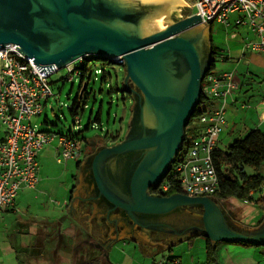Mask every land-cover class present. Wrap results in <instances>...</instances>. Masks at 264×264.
Segmentation results:
<instances>
[{
  "label": "water",
  "instance_id": "water-1",
  "mask_svg": "<svg viewBox=\"0 0 264 264\" xmlns=\"http://www.w3.org/2000/svg\"><path fill=\"white\" fill-rule=\"evenodd\" d=\"M181 0H0V46L17 45L38 71L62 69L89 56L124 64L122 90L135 89L130 129L122 140L101 144L88 157L97 191L120 215L138 225L157 230L163 225L138 221L137 214L161 215L184 206L203 208L201 223H192V236L217 242H245L264 246V222L254 230L232 226L213 196L152 193L170 170L182 148L185 127L201 96V81L210 66V45L199 14L175 17L173 6ZM164 28L157 29L152 20ZM95 58V59H96ZM40 64V65H39ZM54 64V65H53ZM86 87L83 84L80 93ZM136 122V123H135ZM135 123V124H133ZM133 124V125H132ZM132 126V128H131ZM135 129V130H134ZM140 151L124 174L123 185L113 180L120 172L111 162L110 172L102 167L108 157ZM181 225V224H179ZM203 227V228H201Z\"/></svg>",
  "mask_w": 264,
  "mask_h": 264
},
{
  "label": "crops",
  "instance_id": "crops-1",
  "mask_svg": "<svg viewBox=\"0 0 264 264\" xmlns=\"http://www.w3.org/2000/svg\"><path fill=\"white\" fill-rule=\"evenodd\" d=\"M181 1L185 4H180L177 8L183 11V14L179 15L180 18L193 14L192 0L191 3L188 0ZM210 28L211 23L202 22L193 27L203 29L207 46L210 45ZM227 30H230L227 44L224 42L217 45L222 56L219 57V66L215 67L214 71H234L238 85L227 98L226 126L220 133L217 142L219 147L224 139L230 143L253 128H258L264 133V52L243 50L245 34L233 25L228 26ZM213 102L211 108L215 105V100ZM55 154L52 146L47 145L40 151L39 157H54ZM40 174L39 163V177ZM72 178L75 179L71 186L73 188L69 189V194L62 201H57V215L51 217L38 219L21 217L18 214L22 209L29 208L32 201L38 198L41 187L45 185L44 179L39 178L34 189L18 191L14 206L0 213V264H54L49 259L56 258L57 250L69 252L75 248L83 250V258L79 257L77 264H100L103 259L107 260L108 252L110 253L119 241L122 246L127 245V242L134 245L132 257L127 252L129 249L121 251L127 252L125 255L129 258L125 264H132L135 255L136 259L137 255H141L144 260L151 259L152 264H168L173 260H176L175 264H207L205 238L196 236L199 238L194 239L191 222L181 225L168 224L158 228L157 232H163L159 236L163 240H166L168 235L175 236L172 246L166 247L164 242L155 239L154 232L143 233L136 228L138 224L134 220L129 221L130 218L120 215L103 197L95 193L92 183L79 184L78 173ZM255 206L259 208V217L254 225L244 223L242 218H236L228 211L232 226L250 230L262 225L264 208ZM72 240H75L74 245L69 244ZM90 240L96 244L91 245ZM101 242L108 244L105 253L100 256ZM50 244L54 247L48 248ZM214 245L217 248L218 264H264V246L234 242H217ZM48 255L50 257H47ZM88 256L98 259L91 263L85 260ZM157 256H160L159 259H156Z\"/></svg>",
  "mask_w": 264,
  "mask_h": 264
},
{
  "label": "built area",
  "instance_id": "built-area-1",
  "mask_svg": "<svg viewBox=\"0 0 264 264\" xmlns=\"http://www.w3.org/2000/svg\"><path fill=\"white\" fill-rule=\"evenodd\" d=\"M192 7L202 23L216 21L245 32L243 50L264 52V0H192ZM16 46L12 43L0 46V126L3 128L0 138V213L14 206L19 190L37 186L40 178L38 155L45 146L56 141L53 149L58 163L83 157L81 144L71 135L78 126L70 128L69 132L54 133L41 130L33 121L55 95L51 75L60 69L53 64L54 69L46 73L38 71L36 63L15 49ZM74 62L63 67L66 73L56 82H73L78 75ZM237 85L238 79L232 70L205 73L201 92L215 100V105L199 117V136L186 146L183 157L174 167L181 193L212 196L217 190L218 175L212 152L226 126L227 98ZM72 122L79 124V117L74 116ZM158 188V193H163L169 188V181L160 183ZM175 263L173 260L168 264Z\"/></svg>",
  "mask_w": 264,
  "mask_h": 264
},
{
  "label": "rangeland",
  "instance_id": "rangeland-1",
  "mask_svg": "<svg viewBox=\"0 0 264 264\" xmlns=\"http://www.w3.org/2000/svg\"><path fill=\"white\" fill-rule=\"evenodd\" d=\"M191 3V0H188ZM179 5L173 6L170 9V13L175 14V17L180 18L179 15H182L183 11H179L177 8ZM160 21H169L168 19L159 18L157 20H152L157 29L164 28V25L159 24ZM210 26V25H209ZM211 40L215 45H220L225 42L227 44V39L229 36V31L227 26L222 25L216 21L211 23L210 28ZM245 34V32H243ZM94 65L91 69V77L88 80L85 99L78 98V86L79 81L77 78L73 82L66 81L61 85V81H57L52 84L53 93L55 94L49 100L48 105L44 108L38 116L33 118V121L39 124L41 130H51L54 132L65 133L70 128L78 126L82 130V135L86 138L92 137H101L106 132L110 133L116 130H119L120 137H124L129 129L127 126L131 120L132 108L133 105L128 99L122 100L120 98V93L115 89L109 91V85L117 82L119 88L122 89V79L124 77L125 71L124 66H117L115 69H109L111 73V78H106L105 81H101V69L104 68L101 65L99 60H92ZM78 61H75L76 64ZM219 66V62H216V67ZM66 69L62 68L56 73L51 75L53 81L57 80L59 77L64 76ZM116 76V78H115ZM60 87V90H59ZM77 100L82 107V112L79 114V124L77 122H72L74 117L70 113V107L73 102ZM99 112V121H95V116ZM193 124L197 125V121ZM87 126V128H85ZM3 134V128L0 126V136ZM56 141H53L50 146H55ZM116 143V142H114ZM112 142H107V144H114ZM101 145V144H98ZM221 148H226L228 142H225V139L220 142ZM88 155L85 158H88ZM83 157V161H85ZM38 160H40V169L41 174L40 178L45 180L44 187H41L40 194L38 193V198L35 201H32L29 208L22 209L20 214L21 217H30V218H40V217H51L57 215V201H62L64 197L69 194V189L74 184L75 179L72 176L78 173V183L79 184H89V169L87 165L84 164V167L81 171L77 172L76 163L73 160H67L66 162L58 163L56 162V157H44L41 159L38 155ZM250 172V169L248 170ZM261 172L264 173V165L261 168ZM78 184V185H79ZM77 185V183H76ZM90 187V186H88ZM258 196V193L255 194ZM222 204L221 210L225 211V214L229 212L232 216L235 215L236 218H242V221L248 225H254L258 220L259 208L253 203H246L240 199L229 198L224 202H218ZM186 208V207H185ZM177 217H179V224H185L189 221V218L184 217V209L179 208ZM229 211V212H228ZM230 216V215H229ZM254 230V228H252ZM76 238V237H74ZM199 237H194L198 239ZM69 244H75V240L69 241ZM121 241L115 244V247L108 252L107 260H102L100 264H125L126 261H129V258L126 257L125 253H129V256L132 257L131 251L134 246L131 242H127V245L122 246ZM72 245V246H73ZM90 246V245H89ZM48 248H53L54 245L50 244ZM129 251L121 252L122 250ZM50 250V249H49ZM90 251V250H88ZM56 258L52 257L49 259L50 262L54 264H77V259L83 258V250L73 249L69 252H64L63 250H57ZM91 255V251L89 252ZM47 257H50L48 255ZM160 256H157L156 259H159ZM88 262H92L90 256L87 259ZM60 261V262H59ZM152 264L151 259L144 258L141 255H136L133 259L132 264ZM88 264V263H87ZM130 264V263H127Z\"/></svg>",
  "mask_w": 264,
  "mask_h": 264
},
{
  "label": "trees",
  "instance_id": "trees-1",
  "mask_svg": "<svg viewBox=\"0 0 264 264\" xmlns=\"http://www.w3.org/2000/svg\"><path fill=\"white\" fill-rule=\"evenodd\" d=\"M235 27V26H234ZM211 33H209L210 41V66L206 73L214 71L216 67V62L219 61V57L222 56L219 52V47L211 40ZM90 59L86 56L80 62L78 61L75 66V70L78 71L77 79L79 81L78 86V98L85 99L86 88L88 80L91 77V69L94 65L92 60H99L105 69H101V81H105L106 78H111V73L109 69L113 70L117 66H124V64H114L111 60H106L102 58ZM116 78V76H115ZM61 81V80H59ZM56 81H52L55 83ZM65 82H61V85ZM86 84V87L80 93V90ZM122 86V85H121ZM115 89L120 93V98L122 100L129 99L130 95L126 94L121 88H119L117 82L109 85V91ZM60 90V87H59ZM213 100L210 99L206 94L201 92L199 103L197 104L194 113L191 115L188 124L185 127L184 141L181 150L175 157L170 170L160 182L169 181V188L163 192V195H170L176 192H181L178 185L177 173L174 167L177 161H180L185 153L186 146L192 143L198 136L200 132L199 124H193L195 121L198 123L199 117L207 112L212 104ZM81 104L75 100L70 107V113L72 116H78L82 112ZM95 121H99V112L95 116ZM87 128V126L85 127ZM50 131L51 130H43ZM70 129L67 131L69 132ZM60 133V132H54ZM119 130L108 133L106 132L101 137L86 138L82 135V130L79 128L77 131L71 132L72 137L78 140L83 149V156L93 152L98 144H107V142H117L122 140L123 136L120 137L118 134ZM212 160L215 165L217 175H218V188L212 194V196L218 201L224 202L229 198L240 199L246 203H253L264 208V173L261 172V168L264 165V133L258 129L253 128L240 137L235 138L233 141L228 143L226 148H221L217 146L212 152ZM76 163V168L78 167L80 160H73ZM250 169V172L248 171ZM73 187H71L72 189ZM159 188L153 190V193L158 192ZM71 192V191H70ZM258 193V196L255 194ZM240 244H248L252 246H257L253 243L238 242ZM205 254L207 264H218L217 260V248L216 245L212 246L210 240L205 238Z\"/></svg>",
  "mask_w": 264,
  "mask_h": 264
},
{
  "label": "flooded vegetation",
  "instance_id": "flooded-vegetation-1",
  "mask_svg": "<svg viewBox=\"0 0 264 264\" xmlns=\"http://www.w3.org/2000/svg\"><path fill=\"white\" fill-rule=\"evenodd\" d=\"M128 88H131L130 90H132V91H130L129 93L126 92V94L130 95L129 100H130L131 104L133 105L136 102V100H137L136 99L137 97H136L135 93L133 92V89H135V88H134V86L131 83L128 84ZM135 123H133V124H135ZM131 128H132V126H131ZM127 129H130V122H129L128 126H127ZM126 132L128 133V131H126ZM106 145H111V144H106ZM92 153L93 152H91V153H89V154H87V155H85L83 157L85 158L88 155H91ZM140 156H141L140 155V151H127V152L112 156L111 158L108 157L102 163V167L106 171L110 172L111 170H110L109 164L112 162L113 165H115L116 169L120 170V172L118 174L116 172V174L113 175V180L115 181L116 184H118L119 186H122L123 185V180H121V178H123V174L128 169H130L132 167V165L134 164L136 159H139ZM83 157H82V159H81V161H80V163H79V165L77 167V172L81 171L83 169V167H84V164H86L87 168L89 169V182L93 184L94 189L97 191V188H96L95 182H94V178H93V175H92L91 159L90 158H85V161L82 162L83 161ZM110 174H112V173L110 172ZM152 191L153 190L151 189L150 192H152ZM156 193H158V192H156ZM218 202H220V201H218ZM220 205L222 206V204H219V206ZM183 209H184V214H187L189 216H196V218H199V222L201 223V215L203 213V208L199 204L184 206ZM177 214H178V211H176V209H175L173 211H170L168 213L161 214V215H154V214L153 215H149V214H139L138 213L137 214L138 215L137 218H138L139 222L152 220V221H156L158 223H163V222L164 223H169V222H176L175 220H177L179 218V217H177ZM129 221H131V220H129ZM136 228L139 231L143 232V233L145 232L146 234H149V232H154V234L156 235L155 239L157 241L161 240L162 242H164L166 244V247L172 246V244L174 242L173 238L175 236H173V235H171V236L168 235L169 237L166 240L165 239L163 240L161 237H159L160 235L163 234V232H157V230L150 229L149 227H142L141 225H137ZM201 228H203V227H201ZM90 243L93 246L96 244L95 241H91ZM107 244H108L107 242H101V247L99 248L100 249L99 255L100 254L102 255L103 253H105V248H106ZM90 258L92 259L91 263H93L95 260L98 259L97 257H94V256H92Z\"/></svg>",
  "mask_w": 264,
  "mask_h": 264
}]
</instances>
